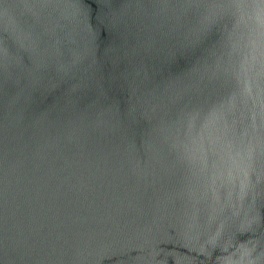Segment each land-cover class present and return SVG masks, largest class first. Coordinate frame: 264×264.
<instances>
[{"label":"water","instance_id":"95a60500","mask_svg":"<svg viewBox=\"0 0 264 264\" xmlns=\"http://www.w3.org/2000/svg\"><path fill=\"white\" fill-rule=\"evenodd\" d=\"M0 264H264V0H0Z\"/></svg>","mask_w":264,"mask_h":264}]
</instances>
